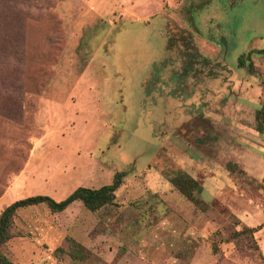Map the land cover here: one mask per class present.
Instances as JSON below:
<instances>
[{
	"label": "rangeland",
	"instance_id": "1",
	"mask_svg": "<svg viewBox=\"0 0 264 264\" xmlns=\"http://www.w3.org/2000/svg\"><path fill=\"white\" fill-rule=\"evenodd\" d=\"M180 171L197 203L170 181ZM117 174L97 210L19 207L1 251L264 264V0H26L0 19V213Z\"/></svg>",
	"mask_w": 264,
	"mask_h": 264
},
{
	"label": "trees",
	"instance_id": "2",
	"mask_svg": "<svg viewBox=\"0 0 264 264\" xmlns=\"http://www.w3.org/2000/svg\"><path fill=\"white\" fill-rule=\"evenodd\" d=\"M25 1L26 0H0V19L5 22L11 13H13V8L25 3ZM243 64L244 59L240 56L238 65L243 66ZM118 176L119 174L116 175V181H114L112 185H103L99 188L78 186L67 197L59 201V203H56L48 195H34L19 199L5 207L0 213V264H15L1 251V246L12 236L10 229L13 226V215L19 207L44 202L52 209L57 208V204H60L61 207L64 208L75 200H80L87 209L94 211L105 204L114 202V191L119 184ZM170 181L181 194L197 203V199L194 198L193 195V190L199 188V185L194 178L180 171L172 176ZM248 230L254 231L253 228H248ZM69 254L74 259H81L85 255L82 246L73 239L70 240Z\"/></svg>",
	"mask_w": 264,
	"mask_h": 264
},
{
	"label": "water",
	"instance_id": "3",
	"mask_svg": "<svg viewBox=\"0 0 264 264\" xmlns=\"http://www.w3.org/2000/svg\"><path fill=\"white\" fill-rule=\"evenodd\" d=\"M56 207H57V208H60V207H61V205H60V204H59V205L57 204V205H56Z\"/></svg>",
	"mask_w": 264,
	"mask_h": 264
}]
</instances>
